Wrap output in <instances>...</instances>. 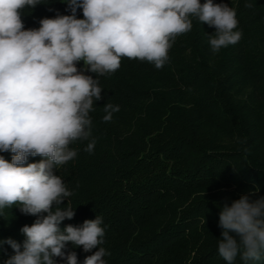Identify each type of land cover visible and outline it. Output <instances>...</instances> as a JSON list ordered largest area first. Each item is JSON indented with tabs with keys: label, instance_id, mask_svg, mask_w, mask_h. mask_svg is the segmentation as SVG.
Listing matches in <instances>:
<instances>
[{
	"label": "trees",
	"instance_id": "1",
	"mask_svg": "<svg viewBox=\"0 0 264 264\" xmlns=\"http://www.w3.org/2000/svg\"><path fill=\"white\" fill-rule=\"evenodd\" d=\"M213 3L236 10L238 43L213 53L209 35L216 29L190 17L192 29L175 38L160 69L126 57L114 73L86 68L102 99L89 112L90 137L73 141L77 155L53 169L72 193L53 211L75 209L61 230L102 218L106 264H227L218 252L224 203L264 196V0ZM58 14L71 15L65 0H39L21 10V19L25 30L38 29L41 19ZM76 17L84 18L82 9ZM106 103L120 109L110 122L103 120ZM92 140L94 149L85 151ZM0 155L11 162L10 151ZM19 206L0 209V241L22 245L21 228L40 218ZM96 250L66 245L78 264ZM13 254L0 245V264ZM233 264H264V250L258 261L238 253Z\"/></svg>",
	"mask_w": 264,
	"mask_h": 264
},
{
	"label": "clouds",
	"instance_id": "2",
	"mask_svg": "<svg viewBox=\"0 0 264 264\" xmlns=\"http://www.w3.org/2000/svg\"><path fill=\"white\" fill-rule=\"evenodd\" d=\"M71 15L43 18L38 29H24L21 10L34 8L39 0H0V153L11 152V162L0 155V209L20 205L26 215L38 216L21 232V245L9 238L14 254L4 264H78L75 251H66L70 242L82 246L83 264H106L109 253L100 247L102 218L85 220L80 226L60 224L73 219L75 209H61L72 193L53 169L72 160L76 151L69 145L91 135L89 112L102 99L98 79L78 70L104 75L116 72L121 58L139 59L160 69L178 35L192 29L196 17L216 29L209 35L213 53L238 43L236 10L227 4L206 0H65ZM245 7H252L246 4ZM82 9L83 19L76 17ZM119 106L104 105L105 122ZM95 140L85 151L92 152ZM29 156L42 157L28 163ZM47 213L46 216H40ZM219 255L233 264L258 261L264 250V196L242 195L231 205L224 203L219 215ZM230 233H235L233 236ZM238 237L239 239H237Z\"/></svg>",
	"mask_w": 264,
	"mask_h": 264
},
{
	"label": "rangeland",
	"instance_id": "3",
	"mask_svg": "<svg viewBox=\"0 0 264 264\" xmlns=\"http://www.w3.org/2000/svg\"><path fill=\"white\" fill-rule=\"evenodd\" d=\"M82 72H83V74H84V72L86 71V66L85 65H83V68H82V70H81Z\"/></svg>",
	"mask_w": 264,
	"mask_h": 264
},
{
	"label": "water",
	"instance_id": "4",
	"mask_svg": "<svg viewBox=\"0 0 264 264\" xmlns=\"http://www.w3.org/2000/svg\"><path fill=\"white\" fill-rule=\"evenodd\" d=\"M84 75H86V76H87V71H85V72H84Z\"/></svg>",
	"mask_w": 264,
	"mask_h": 264
}]
</instances>
